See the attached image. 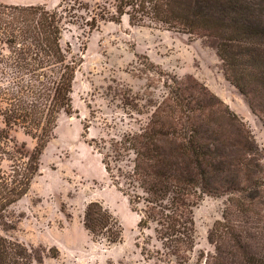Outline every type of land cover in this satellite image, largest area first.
Returning <instances> with one entry per match:
<instances>
[{
	"label": "trees",
	"instance_id": "trees-1",
	"mask_svg": "<svg viewBox=\"0 0 264 264\" xmlns=\"http://www.w3.org/2000/svg\"><path fill=\"white\" fill-rule=\"evenodd\" d=\"M124 16L131 25L204 39L264 124V0H61L54 8L0 2V229L41 173L60 115L74 111L83 57L63 44L64 33L70 25L92 33ZM171 79L168 97L140 131L103 140L106 151L99 150L139 215L143 255L186 264L196 243L195 208L205 195H226L222 219L209 233L215 245L210 264H264V149L205 84ZM19 131L35 141L33 147L18 139ZM83 223L111 244L123 238L121 223L100 201L87 205ZM0 264L34 260L0 232Z\"/></svg>",
	"mask_w": 264,
	"mask_h": 264
},
{
	"label": "rangeland",
	"instance_id": "rangeland-1",
	"mask_svg": "<svg viewBox=\"0 0 264 264\" xmlns=\"http://www.w3.org/2000/svg\"><path fill=\"white\" fill-rule=\"evenodd\" d=\"M60 1L0 0L48 8ZM81 1L94 5L101 0ZM63 44L83 57L74 84V111L60 115L41 158V173L10 208L0 232L23 244L34 264H166L143 255L139 215L107 172L99 151H106L102 141L140 131L168 97L173 76L205 84L244 120L262 149L264 124L225 77L215 48L202 38L155 25H131L124 16L92 33L70 25ZM17 137L29 147L35 144L22 131ZM92 201L103 203L121 223L120 242L111 244L85 228L84 213ZM227 202L226 195H205L195 208L196 243L186 264L211 263L215 245L209 233Z\"/></svg>",
	"mask_w": 264,
	"mask_h": 264
}]
</instances>
